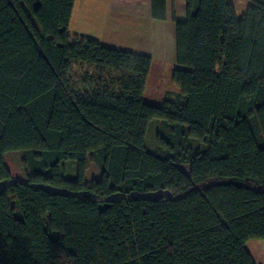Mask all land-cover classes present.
I'll return each mask as SVG.
<instances>
[{
	"label": "trees",
	"instance_id": "16d2710c",
	"mask_svg": "<svg viewBox=\"0 0 264 264\" xmlns=\"http://www.w3.org/2000/svg\"><path fill=\"white\" fill-rule=\"evenodd\" d=\"M74 4L0 0V264H256L264 0H186L161 103L151 56L72 34Z\"/></svg>",
	"mask_w": 264,
	"mask_h": 264
},
{
	"label": "crops",
	"instance_id": "0c3cea01",
	"mask_svg": "<svg viewBox=\"0 0 264 264\" xmlns=\"http://www.w3.org/2000/svg\"><path fill=\"white\" fill-rule=\"evenodd\" d=\"M229 1L236 10L241 8L239 12L250 3ZM158 5L164 15H156L154 0H75L69 28L73 34L92 37L104 45L150 55L151 73L154 62L177 64L176 20L186 17V0H165ZM247 248L256 264H264V239L249 240Z\"/></svg>",
	"mask_w": 264,
	"mask_h": 264
},
{
	"label": "rangeland",
	"instance_id": "374dc122",
	"mask_svg": "<svg viewBox=\"0 0 264 264\" xmlns=\"http://www.w3.org/2000/svg\"><path fill=\"white\" fill-rule=\"evenodd\" d=\"M240 10L241 8L238 6L237 8L238 15H241L242 13V12H239ZM77 35L84 36L81 34H77ZM176 65L177 64L169 62V61L161 62V63L154 62L152 71L149 74L147 85H146L147 91H146V94L144 95V98L148 102L161 103L164 97V93L167 90H172V89L179 90V87L176 85V83H174L173 78H172L173 70L176 67ZM153 130L154 128H152L148 136L150 137L151 140H152L151 133H153ZM22 158H23V154L21 151H10L6 154V157H5L7 165L12 170L13 174L18 177H24L26 170L28 169L27 167L23 166ZM89 165L90 166L87 171V179L92 180L93 177H97L100 174V171L97 165L93 163L92 161L89 163ZM185 166L186 168H188L187 165ZM2 184L3 183H0V186H2Z\"/></svg>",
	"mask_w": 264,
	"mask_h": 264
}]
</instances>
